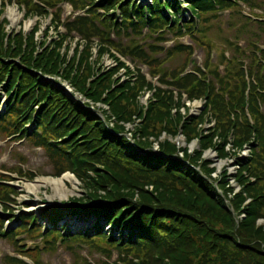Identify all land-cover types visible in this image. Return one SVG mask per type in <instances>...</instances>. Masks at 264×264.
<instances>
[{
	"label": "trees",
	"instance_id": "1",
	"mask_svg": "<svg viewBox=\"0 0 264 264\" xmlns=\"http://www.w3.org/2000/svg\"><path fill=\"white\" fill-rule=\"evenodd\" d=\"M0 2V16L6 5L14 3L23 7L24 20L50 17L51 29L64 30L47 44V28L45 38L37 43L38 22L26 35L22 31L8 34V23L1 16L0 91L8 102L0 115V134L41 148L53 175L70 173L84 188V196L70 200V205L57 206L40 218L22 213L16 227L6 231L5 223L15 217L11 204L17 203L18 192L0 175V240L12 243L16 254L30 264H41V253H53L57 244H66L74 256L72 264H109L114 252V264H264V230L254 225L255 220L264 219V49L258 46L264 40V0H151L145 5L136 0ZM63 3L72 8V15L64 21ZM184 7L191 13L188 19L181 17ZM242 8L249 10L250 17L242 14ZM78 11L84 14L74 16ZM225 12L242 18V29L251 36L247 35L243 48L238 37L227 43L234 54L228 59L225 52L219 53L221 73L212 63L214 46L205 34L211 21ZM252 25L257 32L247 30ZM73 33L78 41L69 53ZM167 35L188 36L206 48L203 67L180 76L194 48L176 44L165 49L160 45L168 42ZM121 38L128 43L121 44ZM112 51L146 66L151 77H158L159 87L138 70L132 85L119 83V70L125 68L126 74L129 70ZM105 54L116 63L109 70L100 66ZM176 55H183V63L173 70L164 69ZM45 79L69 85L85 104ZM145 90L153 93L143 113L138 97ZM181 95L189 102L204 101L199 115L188 116L187 110L185 116L180 113ZM99 104L107 105L116 119L113 129L93 112L92 108L106 114ZM208 115L214 125L201 135ZM133 117L142 121L132 142L124 125L133 123ZM106 118L110 120L107 114ZM31 122L35 128L24 130ZM178 130L188 142L197 138L201 148L215 150L219 158L226 156L227 143L236 150L249 147L250 157L236 161L240 192L229 198L232 190L227 188L225 172L219 180L213 179L208 164L198 163L200 151L184 159L204 167L205 177L175 158L178 151L170 142L159 143V151H154L153 141L160 132L175 135ZM16 173L27 179L35 176L20 169ZM241 213L246 214L243 220L238 219ZM68 216L80 220L91 216L93 227L63 234L57 227ZM42 218L50 220V228H42ZM18 235L41 241L44 248L18 249L14 240ZM81 246L105 260L92 263L81 258L74 251ZM3 263L29 264L10 256Z\"/></svg>",
	"mask_w": 264,
	"mask_h": 264
},
{
	"label": "rangeland",
	"instance_id": "2",
	"mask_svg": "<svg viewBox=\"0 0 264 264\" xmlns=\"http://www.w3.org/2000/svg\"><path fill=\"white\" fill-rule=\"evenodd\" d=\"M141 5H145L151 2V0H136ZM243 12L242 14L246 17L250 15L249 10L242 8ZM255 13L261 15L262 12L260 11H254ZM23 11L20 7H16L15 5H8L3 11L1 16L7 21L8 26L6 27L7 33L10 34L11 32H17L22 31L25 35L30 33L32 28L35 26V24L38 22L40 24V30L38 31L36 35V41L37 43L42 42V40L45 38L44 33L46 32V29L48 28V41L47 44L51 43V40L56 39V35L58 33H63L64 30L62 28H59L58 31H54L51 29V24L49 21V18L41 19L38 18H30L26 21L23 19ZM72 15L71 7L68 4H62L61 5V20L64 21L67 17H70ZM0 16V19H1ZM182 17L188 18L189 14L184 13L181 14ZM74 17V16H72ZM244 24V20L239 17H232L228 15V12H225L220 16L219 20H213L208 25L209 31L205 34L207 41L214 46V50H212V59H213V65L218 66L219 71L223 72V66L221 65L218 55L220 52H225L226 57L229 59L234 53L227 45L228 42H234L235 37H238L239 45L241 47L246 46V40L248 39V36H251L249 33L244 32L242 29V25ZM248 31L255 32L256 28L255 26H248ZM45 31V32H44ZM257 32V31H256ZM57 33V34H56ZM248 35V36H247ZM74 37V40H72L71 43V51L69 53H72V50L75 46V43L78 41V36H76L74 33L72 34ZM114 38V37H113ZM120 43L125 45L128 43V39L121 38L119 39ZM114 41H117V39H114ZM167 41L164 44H161L160 46L166 49H170L174 47L176 44H183V45H191L194 47V55L193 60L195 66L202 67V64L206 58V48L199 46L196 42H194L192 39H190L188 36H184L182 38H176L172 35H167ZM149 42V41H147ZM259 47H264V40H262L259 43ZM93 57L97 55V49L93 48ZM105 54L100 62V66L104 68H109L113 65L110 57L106 56ZM184 58L183 55H176L174 58L171 59L169 63H166L163 67L167 70H173L174 68L178 67L181 63H183ZM18 62V61H16ZM137 63V62H136ZM245 64H248V60H244ZM139 64V63H138ZM127 65L129 66V63L127 62ZM136 65V64H135ZM131 66V65H130ZM139 72L143 75H147L148 71L145 67H142L141 65H138ZM137 69V70H138ZM189 68L187 69V71ZM152 77H149L148 80L151 81ZM47 81L52 82L53 84H57L56 80L54 79H46ZM155 86L158 87V84L156 82ZM60 88L64 89L67 93H73L72 87L69 85H61ZM162 88V87H160ZM77 95V94H76ZM74 97V95H71ZM75 98V97H74ZM76 98L84 103V99L80 96H76ZM75 98V99H76ZM8 99L5 96V92H0V113L5 109L6 102ZM141 103V102H140ZM202 103L197 101L195 103H192L189 105L190 113L194 116L199 115L200 109L202 107ZM97 107L104 111L109 117L110 120L106 118V114H102L100 111L99 113L96 111L97 115L100 117V119L103 121V123L108 127L113 129V126L116 125V119L113 118L110 115L109 108L105 104H99ZM94 112V111H93ZM188 113V114H190ZM196 114V115H195ZM133 123H126L124 126L127 130V138L133 142V139H131L133 132L135 129L139 128L141 125L142 118L140 117H133L132 118ZM210 127L208 125L202 126L201 135H206L207 130ZM136 139L138 140V136ZM151 138V137H150ZM152 139V138H151ZM149 139V140H151ZM168 141L170 144L175 145L178 153L177 157L179 160H184L185 164L187 166H192L189 161L185 160L184 157L187 154L195 155L196 152H201L200 160H198V163L202 165L204 161L208 164L209 169L213 170L212 178L219 180L222 173L226 174L227 176V188L231 189L232 192L230 193L229 198H232L234 195H236L238 192H240V187L237 185V182L235 181L236 175L239 173V169L237 166L236 161L238 159H241L242 157H250V150L249 147L242 148V149H234L232 145L227 143L224 147V151L227 153L226 156L219 158L217 156V153L215 150L209 149V148H201L200 142L197 138H194L190 140L189 142L186 140L184 135L180 133V131H177V134L170 135L164 132H160V134L154 139L153 141V149L154 151H159V143H162L163 141ZM165 141V142H166ZM245 158V159H246ZM198 165V166H200ZM196 170L199 172V174H202L204 177V167H195ZM21 169L23 172H29L35 174L31 179L29 177V180L18 178L14 173L7 175L8 178H11L10 184L16 188L18 192L17 198H15L17 204H12L11 213H13L16 218L22 214L23 212L26 213H33L36 216H40L42 213L50 211L51 209L61 206V205H70V200L78 199L84 196V188L82 185L74 178L73 176L64 173L60 176H55L52 174V166L47 158L46 153L39 148H36L32 145L29 141H14V140H7L0 134V174L5 173L7 170H14V169ZM8 172V171H7ZM63 176H69V179H65L63 183L57 184L58 186L54 187V185L50 184L49 180H61ZM36 181H40L43 184L39 185L37 189H35L34 193H29L31 191L27 190L28 186H34ZM218 191L220 196H224L223 192L218 187ZM223 198V197H222ZM228 202V201H227ZM248 203V200L243 203V206ZM246 218L245 213H241L238 219L243 220ZM41 225L44 227L48 226L49 224L45 221L40 222ZM255 226H261L264 230V219H257L254 223ZM15 226L14 223H7L6 227L8 229L13 228ZM93 225L90 222L85 221H77L76 219H71L66 221V223H61L59 225V228L61 229L62 233L64 234L67 230H74V231H86L90 228H92ZM20 240H23V245L28 246L31 248L33 246V243H31L27 238L20 237ZM35 244L41 246L43 248V243L41 241L36 242ZM22 245V246H23ZM75 253L80 256L81 258H85L90 260L94 263H100L101 261L105 260V257H101V254H97L94 251L89 250L85 246H81L74 250ZM16 251L14 248V245L10 243L6 239L0 240V264H4V257L5 256H16ZM117 259V253L114 252L113 255L109 260H107L108 263L115 262ZM74 260V256L69 252L67 249L66 244L59 245L53 253H46L42 252L40 255V263L41 264H72ZM29 262L28 260H26Z\"/></svg>",
	"mask_w": 264,
	"mask_h": 264
},
{
	"label": "bare ground",
	"instance_id": "3",
	"mask_svg": "<svg viewBox=\"0 0 264 264\" xmlns=\"http://www.w3.org/2000/svg\"><path fill=\"white\" fill-rule=\"evenodd\" d=\"M69 179L70 177L68 176H63L62 178H61V180H49L50 182V184H52V185H54V187H56V186H58L57 184H59V183H63V181L65 180V179ZM71 179V178H70ZM41 184H43L42 182H40V181H36L35 182V185L34 186H28L27 187V190L28 191H31V192H29V193H34L35 192V189H37L38 188V186L39 185H41Z\"/></svg>",
	"mask_w": 264,
	"mask_h": 264
}]
</instances>
